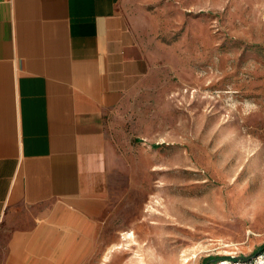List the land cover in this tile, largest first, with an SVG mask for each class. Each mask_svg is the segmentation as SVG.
<instances>
[{"label": "rangeland", "instance_id": "rangeland-1", "mask_svg": "<svg viewBox=\"0 0 264 264\" xmlns=\"http://www.w3.org/2000/svg\"><path fill=\"white\" fill-rule=\"evenodd\" d=\"M144 76L106 118L109 201L81 264L264 247V0H126Z\"/></svg>", "mask_w": 264, "mask_h": 264}, {"label": "crops", "instance_id": "crops-1", "mask_svg": "<svg viewBox=\"0 0 264 264\" xmlns=\"http://www.w3.org/2000/svg\"><path fill=\"white\" fill-rule=\"evenodd\" d=\"M126 0H0V264H81L109 201L106 118L144 76Z\"/></svg>", "mask_w": 264, "mask_h": 264}, {"label": "built area", "instance_id": "built-area-1", "mask_svg": "<svg viewBox=\"0 0 264 264\" xmlns=\"http://www.w3.org/2000/svg\"><path fill=\"white\" fill-rule=\"evenodd\" d=\"M216 264H264V247L249 257L222 258Z\"/></svg>", "mask_w": 264, "mask_h": 264}]
</instances>
